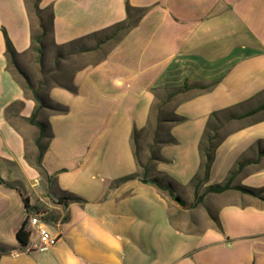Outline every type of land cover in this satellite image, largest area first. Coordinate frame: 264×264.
Segmentation results:
<instances>
[{
	"label": "crops",
	"instance_id": "crops-1",
	"mask_svg": "<svg viewBox=\"0 0 264 264\" xmlns=\"http://www.w3.org/2000/svg\"><path fill=\"white\" fill-rule=\"evenodd\" d=\"M33 1L0 0V264H264V0H40L62 47L144 11L107 48L74 56L70 86L38 94L44 106L11 67L35 47ZM185 84L156 164L173 196L141 174L120 182L141 172L133 132L157 93ZM209 121L218 144L196 189ZM33 215L59 239L22 251Z\"/></svg>",
	"mask_w": 264,
	"mask_h": 264
},
{
	"label": "rangeland",
	"instance_id": "rangeland-1",
	"mask_svg": "<svg viewBox=\"0 0 264 264\" xmlns=\"http://www.w3.org/2000/svg\"><path fill=\"white\" fill-rule=\"evenodd\" d=\"M32 8L35 47L32 52L22 58H16L13 64L11 62V67L21 84L31 91H38L40 97L45 95L44 91L55 84L70 86L71 75L78 65L75 60L77 54L97 50L100 46L105 49L124 32V28L116 26L93 35L85 42L65 47L57 46L52 39L50 11L48 9L37 11L34 1ZM43 31L41 43H38L37 38ZM183 92L184 90L178 91L172 98H169V91L157 93L149 123L137 132L133 140V148L141 165L139 166L141 174L147 167L149 178H157L166 183L169 182L168 179L156 171L158 161L154 158L159 155L160 146L169 140L168 129L174 118L175 99L173 98ZM57 107L51 108L53 110ZM213 125H219L220 128L221 122L213 121Z\"/></svg>",
	"mask_w": 264,
	"mask_h": 264
},
{
	"label": "trees",
	"instance_id": "trees-1",
	"mask_svg": "<svg viewBox=\"0 0 264 264\" xmlns=\"http://www.w3.org/2000/svg\"><path fill=\"white\" fill-rule=\"evenodd\" d=\"M39 3H40V0H34V7L37 11H41L42 9L40 8L39 6ZM144 13V11L142 10H139L138 13L135 15H132L129 11V16H128V20L118 26H120L121 28H124V29H130L137 21V18L138 16H141L142 14ZM139 18V17H138ZM44 35V31L40 34V36L37 38L38 39V43H41V39H42V36ZM6 42H7V53L9 54V56L11 57H15L16 56V52L15 50L13 49L10 41L8 40V38L6 37ZM33 43H35V38H33ZM34 46V45H33ZM209 86H203V87H200V88H208ZM189 88V85L185 84L182 89H172V90H169V98L173 97L175 94H177L178 91L180 90H187ZM34 95H35V98L36 100L41 104V106H44V102L39 98L38 96V91H34ZM57 111H63V108L62 107H57L55 108ZM215 116V115H214ZM181 118L179 116H176L174 114V118H173V121L172 123L174 122H178L180 121ZM32 122H34V117L31 119ZM40 126V129H41V135L39 137V140H38V144H39V147H40V154L42 155V152H43V147L40 145V141L42 140L43 136H44V126L43 125H39ZM219 129V125H213V122L212 121H209V123L207 124V127H206V131H205V134L203 136V139L200 143V155H201V164H200V169H199V172L195 175V177L193 178V184L195 185L196 189H198V187L202 184H204L207 179H208V176H209V171H210V168H211V165L213 163V159H214V151H215V148H216V145L218 144V141H217V130ZM140 130H134L133 132V140L134 138L136 137L137 135V132H139ZM172 142V139L169 138V140L165 143H171ZM163 143V144H165ZM134 154H135V157L137 159V163L139 166L140 163L138 161V155L136 154V152L134 151ZM154 160L156 161H161L163 160L160 155L156 156L154 158ZM141 172L138 173H135V174H132V175H127L125 177H122L119 181H126V180H129V179H132L134 178L135 176L137 175H140ZM148 174V168H144V171H143V174L142 177H143V181L144 182H153L155 183L159 188L161 189H167L171 196H173V191L171 189V186H170V183H166V182H163L162 180L160 179H157V178H149L147 176ZM163 176V175H162ZM165 177V176H164ZM166 178V177H165ZM230 180V179H229ZM227 181L225 184L223 185H217V186H209L206 191H212V192H222L224 190H227L229 188H231V185H230V181ZM245 190V189H244ZM71 199L73 200H77L78 198L77 197H71ZM202 201V196L200 195H196V203L198 202H201ZM25 203H26V207L28 208V199H25ZM195 203V204H196ZM16 237H17V241L19 242V244L21 245V248H24L26 247V245L28 244V241H29V231H28V226H27V223L26 221L23 222V224L21 225V227L18 229L17 231V234H16ZM7 252V250H5L4 248L0 247V256Z\"/></svg>",
	"mask_w": 264,
	"mask_h": 264
},
{
	"label": "built area",
	"instance_id": "built-area-1",
	"mask_svg": "<svg viewBox=\"0 0 264 264\" xmlns=\"http://www.w3.org/2000/svg\"><path fill=\"white\" fill-rule=\"evenodd\" d=\"M29 241L22 251L46 250L56 244L59 235L53 234L39 215H33L29 218ZM35 238L33 239L32 236Z\"/></svg>",
	"mask_w": 264,
	"mask_h": 264
}]
</instances>
